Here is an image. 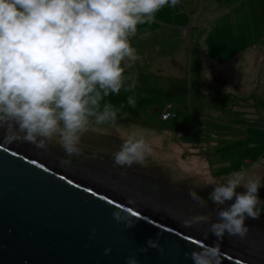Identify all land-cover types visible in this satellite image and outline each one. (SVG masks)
I'll use <instances>...</instances> for the list:
<instances>
[{"label":"clouds","instance_id":"clouds-1","mask_svg":"<svg viewBox=\"0 0 264 264\" xmlns=\"http://www.w3.org/2000/svg\"><path fill=\"white\" fill-rule=\"evenodd\" d=\"M179 0H0V130L3 143L27 142L45 148L57 140L71 156L79 152L82 134L93 118L96 124L114 122L117 109L108 101L121 88L135 87L134 77L123 75L125 66L139 59L129 36L138 24L151 23L164 5ZM132 83L126 84L125 80ZM135 103L134 93L126 97ZM99 109V110H98ZM152 148L143 136L122 139L113 153V165L142 164ZM260 177L243 169L214 183L208 199L217 207L214 221L206 213L185 220L186 226L207 223L216 237L190 253L192 264H220L219 241L244 237L246 219H257L264 203ZM243 189L237 191V189ZM189 196L201 207L196 191ZM230 201V203H228ZM113 216L119 220L118 212ZM132 223H126L125 227ZM146 246L159 248L149 238ZM147 247L141 251H146ZM105 253L110 248H105ZM126 264H139L135 256Z\"/></svg>","mask_w":264,"mask_h":264},{"label":"water","instance_id":"water-1","mask_svg":"<svg viewBox=\"0 0 264 264\" xmlns=\"http://www.w3.org/2000/svg\"><path fill=\"white\" fill-rule=\"evenodd\" d=\"M139 178L0 138V264H192V251L216 242L208 224L186 226ZM247 239L226 234L220 264H264L252 253L264 244Z\"/></svg>","mask_w":264,"mask_h":264},{"label":"rangeland","instance_id":"rangeland-1","mask_svg":"<svg viewBox=\"0 0 264 264\" xmlns=\"http://www.w3.org/2000/svg\"><path fill=\"white\" fill-rule=\"evenodd\" d=\"M197 1L199 0H190V2L182 3V5L192 7ZM201 1L200 10L193 17L198 20L199 17L203 18L206 16L203 21L206 26H211L213 19H215L216 21L215 25L212 27V31L216 37L220 34H224L223 41L226 40L227 42V51L224 50L223 54H227L230 59L228 58L229 60L224 66H217V69L221 71L218 72L219 74L224 72L222 75L225 81H228L227 84L220 83L218 80L214 79L216 74L213 75L214 71L210 68V62L212 61L210 58H213V49L210 48L213 46L212 44L209 46V49L204 47L207 48L205 50H208L207 54H209V59L206 60L207 68H205L207 73L205 74L206 77L204 81L206 82L204 85L206 87L199 88L197 82L199 77L198 73H196V68L187 66V81L190 79L194 81L193 91H190L191 93L185 90L179 91L176 96H173V94L166 93L167 90L164 84H161V87L164 89L161 91L152 92L148 89L144 90L143 88L142 92H146V97L140 98L141 101L139 105H137V95L139 96V94H135L133 112L126 118L129 119V121L120 122V119H115L114 122L106 121L101 124H96L93 118H89L90 127L96 126L98 129H101L99 127L103 126L102 129H112L115 132H119L120 129L125 131L131 128L134 131L124 134L126 135L125 138L129 136H143L150 146H152L153 142L156 144L161 142L151 147L154 155L151 152L146 155L145 161L142 164H134L135 166H132L133 169H136L135 167L142 169L141 171L136 169L141 173L135 174L136 172L133 173V171L136 170H132V172L127 174L128 172L122 171V168L114 166L113 156L107 155L114 149H111V147H109L108 150L103 149V147L105 148L108 146V142L106 141L100 143L101 146H103L101 148L97 147L96 149V147H93L94 150H96L93 151V154H88L79 150L78 153L68 156L61 147H57L52 143L49 144V148L46 146L45 149L55 153L51 147L60 148L63 156L65 158L68 156L69 159H73L75 155L78 157L82 155L84 157H89V159L93 161H104L112 165L109 168L113 169L115 172L134 175L140 177L139 179H142L141 176L147 177L148 179L149 175L150 177H158L160 181L167 183L168 186L177 187L186 192L195 188L210 189L214 183H222L227 178L221 176L223 171L229 172L230 174L233 171L243 169L246 175L253 177L258 176L261 178L262 182H264V0ZM209 5L211 9L208 7ZM206 9H209L210 12L206 11ZM199 20L202 22L201 19ZM241 54H243V56ZM193 64L195 66V62H193ZM236 80L242 81L244 84L241 90L235 86L234 83L237 82ZM166 95H169L168 98L174 102L167 101ZM168 102L173 104L174 110L177 108L178 113L191 114V117H180V119H186L184 120V125L193 124L194 127L196 126L197 129L194 132L186 133L188 130L186 131L183 128L181 130L183 133H169V136L164 135L162 139L159 138L158 133H151V129L161 127V121L158 116L159 110L161 108H163V110L169 108V111H171L172 107L171 109L168 107ZM189 104H191V107ZM150 110H153V112H150ZM173 117H175V115L167 120ZM126 124L127 127H125ZM198 126H201V128L199 129ZM212 132H215V134ZM223 132H233L234 134L222 135ZM216 134L220 138L217 140L229 138L233 141L231 145H221L215 148L211 146L215 159L229 161V166L226 168H219L215 172L205 171L199 166L201 163H204L205 160H200V164L191 167L194 170L183 167L184 165H180L177 161L160 164L158 162L154 163L153 161L149 164L146 163L148 158H155V160H157L156 156L158 155V151L161 150V148L165 149L166 146L171 148L173 143L181 146L183 141H191L194 138L198 141L204 140L207 142L211 141V135L214 136ZM246 136L248 137L246 138ZM2 137L3 132L0 130V138L2 139ZM19 143L22 144L23 142ZM79 148H82V146ZM190 151L193 150H189V152ZM96 152L98 154H96ZM186 153L185 150L183 154L189 157L190 155ZM104 154H106V156H104ZM197 155L198 154H195V156ZM193 158L195 159L194 156ZM205 158H209V156ZM244 158H249V162L247 160L245 161ZM163 159L169 161L168 157ZM181 160L183 159L181 158ZM77 162L82 164L80 159H78ZM157 164L161 165V167ZM92 165L96 167L101 166L98 163ZM96 171H99V169ZM217 175L221 176L219 180L216 179ZM151 186L148 188L150 191H157L156 188L155 190L153 189V186L156 187L155 184ZM242 190L243 189L240 188L237 189V191ZM258 194L260 198L264 200V186L259 189ZM159 196L158 194L157 197ZM159 200L160 199L156 201ZM158 203L163 202L159 201ZM258 207L260 208L261 216H264V203L259 204Z\"/></svg>","mask_w":264,"mask_h":264},{"label":"crops","instance_id":"crops-1","mask_svg":"<svg viewBox=\"0 0 264 264\" xmlns=\"http://www.w3.org/2000/svg\"><path fill=\"white\" fill-rule=\"evenodd\" d=\"M185 2H190V0L179 1L176 5L171 7L167 4L164 5L155 13L154 19L151 23L145 22L143 24H138L136 32L133 35L129 36L128 39L132 47L136 49L139 59L125 66L123 75L129 78L134 77L135 87L127 91L124 87H122L117 95L110 94L108 97H104L99 102L101 106L105 101L114 104L113 106L117 109L116 119H120V122L129 121V119L126 118L133 112L134 104H128L126 97H128L129 95H133L134 93L135 100V94L138 93L139 96L137 95L136 103L137 105H139L141 101L140 98L146 97V92H142L143 88L144 90L148 89L152 92L161 91L164 90L161 87V84H164L167 90V94H173V96H176L179 91L185 90H188L189 93H191L190 91H193L192 89L194 81L192 79L187 81V66L196 68V73H198L199 77V79L197 80L199 88L206 87L204 85L206 82L204 81V79L206 77L205 74L207 73L205 70V68H207L206 60L209 59V54H207L208 50L205 49H209V46L212 44L213 46H211L210 48L213 49V58H210L212 59V61L210 62V68L214 71L213 75L216 74L214 76V79L218 80V82L220 83L227 84L228 81H225L222 75L224 72L219 74L218 72L221 71L217 69V66H224L230 59L227 54H223L224 50L227 51V42L226 40L223 41L224 34H220L218 35V37L215 36L214 32L212 31V27L215 25V19H213L211 26H206V24L203 22L206 16L203 18L199 17L202 22L199 19L197 20L195 17H193L200 10V5L202 3L201 0L197 1L195 5L193 4L192 7L182 5V3ZM208 7L210 8V5ZM206 11H209V9H206ZM241 55L243 56V54ZM193 62H195V66ZM125 83L130 84L132 83V80L126 79ZM234 84L239 90H241L244 85L242 81H237ZM166 96L167 101H173L168 98L169 95ZM189 105L191 107V104ZM161 110L162 108L158 112L159 120L161 121V127L150 130L153 134L158 133L159 138L162 139L164 135L169 136V133H183L181 131L183 128L186 131L188 130L186 133L194 132L197 129L193 124L184 125V120L186 119H180V117H191V114L189 115L187 113H178V110L176 108L175 117L170 120H162L160 118ZM150 112H153V110H150ZM125 127H127V124ZM99 128L101 129H98V127L96 126H88V129L82 134L80 141L81 145L79 144V147L82 146V148H79L80 150L88 154H93V151H96L93 147H96V149L97 147L101 148L103 146H101L100 143L106 141L108 142V146H106L105 148L103 147V149L108 150L109 147H111V149H114L113 151L110 150L111 152L107 154L113 156L114 151L119 148L122 139L126 137V135L124 134H128L134 131L131 128L126 129L125 131L120 129L119 132H115L112 129H102L103 126H100ZM198 128L200 129L201 126H198ZM212 133L215 134V132ZM233 134V132H223L222 135ZM247 137L248 136H246V138ZM217 139L220 138L216 134L214 136L211 135V141L207 142H205L204 140H199V142L194 138L191 141H183L181 146L173 143L171 148L166 146L165 149L161 148V150L158 151V155L156 156L157 160H155V158H148L146 163L149 164L151 163V161H153L154 163L158 162L160 164L164 162L171 163L177 161L180 165L183 164V167L194 170L191 167L196 166V164H200V160H205L204 163H201V165H199L201 166V169L205 171L215 172L219 168H226L227 166H229V161L215 159L211 150L212 147L215 148L220 147L221 145H231L233 143V141H231V139L229 138H225L223 140ZM202 142L205 144H203ZM160 143L156 144L155 142H153L151 147H153L154 144L158 145ZM52 144L60 147L58 141L56 140L55 142L53 141ZM185 150L187 152L186 154L190 155L189 157L183 154ZM189 150L193 151L189 152ZM152 153L154 155V152ZM96 154L98 153L96 152ZM195 154L198 155L195 156ZM204 155L209 156V158H205L206 156ZM104 156H106V154H104ZM193 156L195 157V159L193 158ZM167 157L169 158V161L163 159ZM181 158L183 160H181ZM246 160L248 161L249 158H246L245 161ZM159 166L161 167V165ZM228 175L229 172L223 171L221 176L227 177ZM221 176L217 175L216 179L219 180Z\"/></svg>","mask_w":264,"mask_h":264},{"label":"flooded vegetation","instance_id":"flooded-vegetation-1","mask_svg":"<svg viewBox=\"0 0 264 264\" xmlns=\"http://www.w3.org/2000/svg\"><path fill=\"white\" fill-rule=\"evenodd\" d=\"M47 148H49V145L47 146ZM51 149L53 151H55V154L59 155L60 157H64L60 148H55L52 146ZM99 155H101V154H99ZM74 159L76 160V162L78 161V159H80L81 163H83V164L85 163L87 165H92V164L98 163L99 165H101L100 169L103 172L111 170V168H109V167L112 166L109 163H106L104 161H93L92 159L90 160L89 157H84L82 155H79V157L75 155ZM77 163H79V162H77ZM118 168H121V167H118ZM135 168L139 169L140 171L142 170L138 167H135ZM136 169H133V167H128V168H124V169L122 168V171L128 172L127 174H129L130 172H132V170H136ZM134 172H136L135 174L141 173L138 170L133 171V173ZM118 173H120V172H118ZM148 177L149 178L147 180H143L144 183L148 186L155 184L156 187L153 186V189L154 190H155V188L157 189V191H153L151 188L152 191H150V193H155L157 196L159 194L160 195L158 197V199H160L159 201L163 202L164 205H166L168 208H170L171 212H173V211L177 212L180 215H182L183 217H185L186 219H190L193 215H196L199 213L208 214L210 216V221H214L217 219L216 212L218 209L208 199V194L210 193L212 186L210 189H207V188H195L192 190L190 189L191 191H196L197 194L201 198H203L204 206L201 207L200 204H198L195 200H193L189 196V191L186 192V191H183L182 189H179L177 187L168 186L167 183L160 181L158 177H150V175ZM228 203H230V201ZM170 206H172V207H170ZM202 224H207V223H202ZM245 224L247 226L252 227V230L255 231L253 233V232H251L252 230L251 231L248 230V233H250L251 237L253 238L252 240L263 243L264 242L263 241L264 240V216L260 215L257 219H246ZM258 232H260V233H258Z\"/></svg>","mask_w":264,"mask_h":264},{"label":"bare ground","instance_id":"bare-ground-1","mask_svg":"<svg viewBox=\"0 0 264 264\" xmlns=\"http://www.w3.org/2000/svg\"><path fill=\"white\" fill-rule=\"evenodd\" d=\"M179 1H187V0H179ZM169 106H171L172 107V109H171V112H172V115L174 114L175 116H176V112H175V110H174V106H173V104L171 103V102H168L167 103ZM164 110H163V108H162V110H161V112H160V116H161V113L163 112ZM162 119V118H161ZM162 120H164V119H162ZM170 207H172V206H170ZM171 211V210H170ZM258 233H260V232H258ZM256 234V233H255ZM263 234V233H262ZM245 236L246 237H248V239L246 240V242L247 243H250L251 241H253L252 239V237H251V235H250V233H248V231H247V233L245 234ZM258 236V235H257ZM260 237V236H259ZM245 242V241H244ZM237 243H240L239 241L237 242ZM246 246V245H245ZM243 247V246H240V247H242V248H245V249H247V250H250V248H248V247ZM257 249H259V248H256V250ZM252 251V250H251ZM253 252V251H252ZM255 252H253V255H255V256H259V257H261L262 259H264V254H257L256 255V253L254 254Z\"/></svg>","mask_w":264,"mask_h":264},{"label":"built area","instance_id":"built-area-1","mask_svg":"<svg viewBox=\"0 0 264 264\" xmlns=\"http://www.w3.org/2000/svg\"><path fill=\"white\" fill-rule=\"evenodd\" d=\"M168 107H170V109H171V106H168ZM171 116H174V114L172 115V112L169 111V108H168L167 110L165 109V110L161 113V118L164 119V120L169 119Z\"/></svg>","mask_w":264,"mask_h":264},{"label":"snow or ice","instance_id":"snow-or-ice-1","mask_svg":"<svg viewBox=\"0 0 264 264\" xmlns=\"http://www.w3.org/2000/svg\"><path fill=\"white\" fill-rule=\"evenodd\" d=\"M35 161H33V163H34ZM129 211H131V209H129ZM133 215L134 216H136V215H139V213L137 212V213H133Z\"/></svg>","mask_w":264,"mask_h":264}]
</instances>
